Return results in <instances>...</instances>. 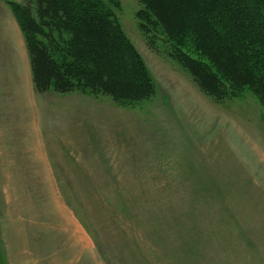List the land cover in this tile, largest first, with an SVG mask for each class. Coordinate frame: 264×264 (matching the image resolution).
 Masks as SVG:
<instances>
[{"label": "rangeland", "instance_id": "1", "mask_svg": "<svg viewBox=\"0 0 264 264\" xmlns=\"http://www.w3.org/2000/svg\"><path fill=\"white\" fill-rule=\"evenodd\" d=\"M115 2L117 21L155 86L154 96L137 104L80 92L33 94L29 82L24 89L29 60L9 6L22 0H0L3 53L18 56L21 71L19 108L4 123L19 130L12 140L35 133L37 152L53 154L36 160L53 170V197L84 230L61 260L264 264V107L249 92L220 102L202 93L173 43L153 31L149 45L138 0ZM181 50L198 57L192 42ZM34 200L39 211L52 199L37 190Z\"/></svg>", "mask_w": 264, "mask_h": 264}, {"label": "trees", "instance_id": "2", "mask_svg": "<svg viewBox=\"0 0 264 264\" xmlns=\"http://www.w3.org/2000/svg\"><path fill=\"white\" fill-rule=\"evenodd\" d=\"M142 33L158 31L197 88L220 102L249 92L264 107V0H138ZM115 0L9 3L22 33L34 91L105 96L119 105L155 94L115 15ZM152 35V36H153ZM193 43L198 57L181 49Z\"/></svg>", "mask_w": 264, "mask_h": 264}, {"label": "crops", "instance_id": "3", "mask_svg": "<svg viewBox=\"0 0 264 264\" xmlns=\"http://www.w3.org/2000/svg\"><path fill=\"white\" fill-rule=\"evenodd\" d=\"M2 47L0 41V264H81L61 260L68 253L69 244L77 249L76 239L84 237V230L80 220L59 203L58 197H53L58 189L53 170L46 161L36 160L37 156L45 160L53 154L46 147L37 152L35 133L12 140L13 128L19 130L4 123L14 118L12 111L19 108L21 71L19 57L14 54L5 57ZM23 77V88L29 82L34 94L30 65L29 68L24 65ZM37 190H45L52 199L45 210L43 207L37 211L34 200Z\"/></svg>", "mask_w": 264, "mask_h": 264}]
</instances>
